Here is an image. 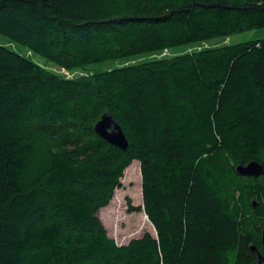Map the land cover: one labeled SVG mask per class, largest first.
<instances>
[{"label":"trees","instance_id":"obj_1","mask_svg":"<svg viewBox=\"0 0 264 264\" xmlns=\"http://www.w3.org/2000/svg\"><path fill=\"white\" fill-rule=\"evenodd\" d=\"M261 29L264 0H0V264H259L264 38L203 46ZM135 161L158 237L120 246L99 213Z\"/></svg>","mask_w":264,"mask_h":264},{"label":"rangeland","instance_id":"obj_2","mask_svg":"<svg viewBox=\"0 0 264 264\" xmlns=\"http://www.w3.org/2000/svg\"><path fill=\"white\" fill-rule=\"evenodd\" d=\"M264 38V29L239 33L229 38L219 39L203 47H212L218 45H235L246 41L259 40ZM9 40L0 35V44H8ZM12 48L23 54L27 51L21 46L13 44ZM184 48L179 50L184 51ZM189 51L200 49L199 47L186 48ZM185 49V50H186ZM167 56L170 53L166 54ZM34 61L45 64L46 60L37 56L32 57ZM52 70L60 72L58 68L50 67ZM109 66H100L99 69H108ZM62 73V72H61ZM137 165L131 167L122 179L121 188L116 190L115 196L110 205L102 209L99 217L106 227L108 235L113 238L118 245H127L132 240L142 237L145 233L156 236V230L146 214L140 211H131L132 208H144L141 167L138 161Z\"/></svg>","mask_w":264,"mask_h":264},{"label":"water","instance_id":"obj_3","mask_svg":"<svg viewBox=\"0 0 264 264\" xmlns=\"http://www.w3.org/2000/svg\"><path fill=\"white\" fill-rule=\"evenodd\" d=\"M95 133L108 144L118 148L123 152L127 151L129 147V142L124 131L109 112L104 113L97 122L95 126ZM236 171L240 176L247 178L259 179L260 177L264 176V167L256 161H253L247 165H240L237 167ZM254 206L256 207V205ZM155 237H158L157 233ZM251 250L252 252L256 253L259 264H264V257L258 252L257 248L253 246Z\"/></svg>","mask_w":264,"mask_h":264},{"label":"built area","instance_id":"obj_4","mask_svg":"<svg viewBox=\"0 0 264 264\" xmlns=\"http://www.w3.org/2000/svg\"><path fill=\"white\" fill-rule=\"evenodd\" d=\"M166 54H168V52H165V53L163 54V56H166Z\"/></svg>","mask_w":264,"mask_h":264}]
</instances>
